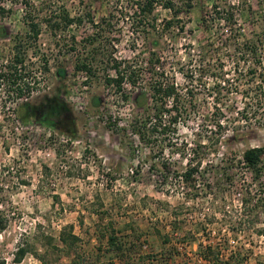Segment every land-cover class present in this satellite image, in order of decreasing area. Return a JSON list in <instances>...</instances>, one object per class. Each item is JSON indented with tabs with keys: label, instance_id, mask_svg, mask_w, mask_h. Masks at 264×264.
Segmentation results:
<instances>
[{
	"label": "rangeland",
	"instance_id": "rangeland-1",
	"mask_svg": "<svg viewBox=\"0 0 264 264\" xmlns=\"http://www.w3.org/2000/svg\"><path fill=\"white\" fill-rule=\"evenodd\" d=\"M21 1L0 0L11 11L0 18V31L5 32H0V69L13 57L14 37L28 33ZM46 1L48 15L66 10L82 24L67 29L60 42L42 26L26 64L30 100L39 106L45 97L59 95L73 110L78 138L38 123H20L14 94L0 81V215L9 221L0 234V260L18 264L15 255L24 247L29 252L19 264H71L73 259L79 264H205L201 250L213 247L212 259L219 253L221 259L240 253L245 264H264V213L242 207V171L234 185L221 175L225 169L235 171L233 164L246 150L264 146V122L248 123L237 113L244 106L240 95H231L223 106L229 117L223 138L207 119L212 98L199 95V114L180 127L177 146L159 156L136 138L124 140L107 127L111 116L120 125L133 118L135 93L126 103L105 88L103 65L98 77L89 80L74 71L76 55L88 45L79 44L96 33L100 36L96 26L106 28L104 19L112 25L104 42L109 54L143 61L158 53L181 88L186 85L182 72L210 47L214 61L232 70L228 40L234 29L238 43L244 36L264 34V0H198L169 27L173 14L158 7L154 16L159 33L145 37L135 33L129 12H121L128 0ZM213 4L230 11L233 22L218 20ZM155 41L159 48L153 47ZM47 61L49 72L44 70ZM62 66L67 70L64 80L57 72ZM232 74L229 84L244 89ZM96 96L102 99L100 109L90 107ZM190 160L199 168L193 191L179 178ZM67 226L80 239L72 260L59 243ZM112 229L126 242L125 252L113 259L107 244ZM165 238L170 240L167 245Z\"/></svg>",
	"mask_w": 264,
	"mask_h": 264
},
{
	"label": "trees",
	"instance_id": "trees-1",
	"mask_svg": "<svg viewBox=\"0 0 264 264\" xmlns=\"http://www.w3.org/2000/svg\"><path fill=\"white\" fill-rule=\"evenodd\" d=\"M38 1V3L35 0L21 1L25 10L23 19L28 27V33L25 36L14 37L13 57L7 65L0 69V81L8 83L14 94L13 102L17 105L15 114L20 123L23 125L38 123L74 140L78 138L77 120L72 108L64 99L59 95L45 97L44 102L39 106L32 105L30 100L32 83L29 80L30 75L26 72V64L31 44L39 41L42 26H46L51 36L60 42L63 33L73 25H81L82 19L71 18L66 10H63L59 16L48 15L46 6L50 1ZM128 1V7L121 12L123 14L126 10L129 12V19L132 20L130 22L135 33L145 37V35L159 33L158 21L154 16L158 7L173 14L174 21L167 23L169 27L173 24L172 22L179 21L177 18L184 10H192L194 2L198 0ZM213 9L218 20H224L228 24L233 22L234 15L230 11L220 9L217 4H213ZM10 12L0 2V18H5ZM110 22L106 19L102 20L101 23H105L107 27L100 31V25L96 26L100 36L96 33L79 44L80 46L85 43L88 45L84 46L83 52L76 55L74 71L75 74L83 75L86 80H89L98 77L99 66L103 65L106 73L103 79L105 88L112 90L126 103L135 93L133 104L136 113L133 118L127 120L124 125H120L118 122L113 123L114 119L111 116L107 124L109 130L121 135L124 140L134 137L145 149H149L150 153H157L159 156L167 150H173L172 148H175L178 143L180 127L187 126L192 117L199 114L201 104L198 97L201 94L212 98L213 111L207 119L219 138H223L228 131L229 117L223 106L229 102L233 94L240 95L244 104L243 109L237 111L241 119L248 123L259 122L260 125L262 121L264 122V34H254L250 37L240 34L244 37L242 43H238L239 35L234 29L233 37L230 36L228 40L230 44L228 46L233 47V51H230L233 54L231 55L232 70H228L222 61H214V57L210 55L213 47H210V50L200 55L198 60L190 62L192 66L188 72H182L186 85L181 88L175 77L164 68V63L158 53H150L149 58L143 61L120 60L114 57V53L109 54L104 42L106 43L108 30L112 26ZM181 30H184L183 27ZM0 32L1 36L5 35V32ZM152 45L154 48H159L160 43L155 41ZM72 51L77 52V49H72ZM44 70L50 71L48 61ZM57 72L60 78L63 80L66 78L67 70L64 66L59 67ZM230 74L236 78L235 81L243 82L246 87L244 89L233 88V85L229 84ZM90 107L100 109L102 107L101 97H93ZM233 165L235 171L225 169L221 175L231 179L234 185L239 172L242 171L240 175L244 176L243 183L245 184L243 189L242 187L240 189L243 197L242 207L245 210L250 208L252 214L257 211L264 213V146L246 150ZM198 172L199 168L194 165L193 160H190L186 171L179 176L190 191L196 189L195 177ZM8 222V219L0 215V234L7 230ZM260 234L264 236V230ZM79 241L72 227H64L59 236L61 252L72 260L71 253ZM164 242L167 245L170 240L165 238ZM107 244L112 259L118 255L120 257L126 250V242L114 232V229L107 237ZM28 252V249L24 247L18 249L14 259L15 263H21ZM214 253L213 247H206L203 251L201 250L200 257L205 264H245L246 262L245 257L240 253L231 254L227 259H221L219 253L212 259L210 255ZM0 264L6 263L0 260ZM71 264L79 263L73 259Z\"/></svg>",
	"mask_w": 264,
	"mask_h": 264
}]
</instances>
